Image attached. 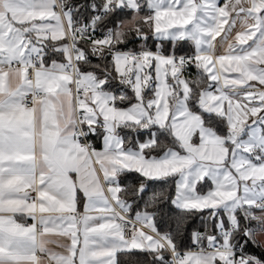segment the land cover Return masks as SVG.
Instances as JSON below:
<instances>
[{"label": "snow or ice", "instance_id": "6c2138e0", "mask_svg": "<svg viewBox=\"0 0 264 264\" xmlns=\"http://www.w3.org/2000/svg\"><path fill=\"white\" fill-rule=\"evenodd\" d=\"M259 234L264 0H0V264H264Z\"/></svg>", "mask_w": 264, "mask_h": 264}, {"label": "trees", "instance_id": "16d2710c", "mask_svg": "<svg viewBox=\"0 0 264 264\" xmlns=\"http://www.w3.org/2000/svg\"><path fill=\"white\" fill-rule=\"evenodd\" d=\"M80 2H84V0H80ZM92 142L96 144L98 147L100 146V142L96 140L95 138L92 139ZM134 179H135V175L129 177V180H134ZM254 225H256V223L253 221L251 226H254ZM247 251H249L250 253L256 254V255H260L262 258H264V247L263 246L256 247L252 243H249L247 247Z\"/></svg>", "mask_w": 264, "mask_h": 264}, {"label": "crops", "instance_id": "0c3cea01", "mask_svg": "<svg viewBox=\"0 0 264 264\" xmlns=\"http://www.w3.org/2000/svg\"><path fill=\"white\" fill-rule=\"evenodd\" d=\"M239 30H240V26H239V24H237V27H236V29H234L232 35L234 36L235 32L239 31ZM49 238L52 239V240H60V239H62L61 237H59V236H57L55 234L51 235ZM263 240H264V238H260V242H262ZM262 245H264L263 242H262ZM50 247H53L55 249V245H50ZM56 250H59V249H56Z\"/></svg>", "mask_w": 264, "mask_h": 264}, {"label": "rangeland", "instance_id": "374dc122", "mask_svg": "<svg viewBox=\"0 0 264 264\" xmlns=\"http://www.w3.org/2000/svg\"><path fill=\"white\" fill-rule=\"evenodd\" d=\"M255 222V221H254ZM256 223V222H255ZM252 227H257V223H256V225H254V226H252ZM260 238H264V234H259L258 236H257V240L258 241H260ZM263 243H264V240L262 241ZM264 247V246H263Z\"/></svg>", "mask_w": 264, "mask_h": 264}]
</instances>
